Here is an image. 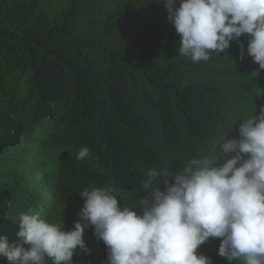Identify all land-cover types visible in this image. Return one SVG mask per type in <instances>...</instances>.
<instances>
[{
    "label": "trees",
    "instance_id": "trees-1",
    "mask_svg": "<svg viewBox=\"0 0 264 264\" xmlns=\"http://www.w3.org/2000/svg\"><path fill=\"white\" fill-rule=\"evenodd\" d=\"M167 16L162 0H0V226L19 231L20 214L36 210L57 224L92 187L135 208L151 198L149 169L209 159L218 125L234 123L228 138L239 139V121L260 113L247 35L199 63L178 54L180 39L125 47ZM83 147L89 157L78 160ZM7 230L9 243L30 247ZM84 239L101 241L94 230ZM219 244L198 251L243 264L218 255Z\"/></svg>",
    "mask_w": 264,
    "mask_h": 264
},
{
    "label": "clouds",
    "instance_id": "clouds-1",
    "mask_svg": "<svg viewBox=\"0 0 264 264\" xmlns=\"http://www.w3.org/2000/svg\"><path fill=\"white\" fill-rule=\"evenodd\" d=\"M162 2L180 36L179 55L207 62L247 35V53L264 70V0ZM239 122V139L228 138L234 123L227 130L217 126L214 163L193 158L179 172L149 169L142 187L151 200L135 208L122 206L108 188L92 187L79 191L85 223L74 230L39 213H21L17 237L30 247L0 236V255L9 264H73L74 250L86 249L85 226H91L107 248L105 264H213L198 251L211 238L220 240L218 255L229 262L264 264V107ZM88 157L83 147L76 158Z\"/></svg>",
    "mask_w": 264,
    "mask_h": 264
},
{
    "label": "rangeland",
    "instance_id": "rangeland-1",
    "mask_svg": "<svg viewBox=\"0 0 264 264\" xmlns=\"http://www.w3.org/2000/svg\"><path fill=\"white\" fill-rule=\"evenodd\" d=\"M162 38H170L171 40L180 39V36L176 33L174 25L166 18L163 22L156 25L142 40L134 41L128 43L125 47L128 48L132 53L141 52L153 43L156 39ZM255 79L254 83L257 85V97L261 100L262 105L264 106V70L259 69V65L254 62L253 64ZM259 115V113L257 114ZM215 153L211 155L209 161L215 162ZM42 197L45 198V195L41 194ZM149 201L151 200L148 199ZM35 203V202H34ZM81 208L76 206L68 207L63 214L61 213L60 219L57 224L61 227L64 225V231L74 230L75 224L80 222L82 225L85 223L81 219ZM36 213H39L41 217L46 216L44 211L36 210ZM138 214H142V208H139ZM13 225H1L0 230H7L10 236H13L17 233V227H12ZM93 228L91 226H85L84 232L92 231ZM86 249H81L79 246L74 250L73 255V264H83L85 259H88V263L86 264H105L107 259V248L102 241H96L93 243H86L87 241L84 239ZM45 264H52L51 260H46ZM85 264V263H84Z\"/></svg>",
    "mask_w": 264,
    "mask_h": 264
}]
</instances>
